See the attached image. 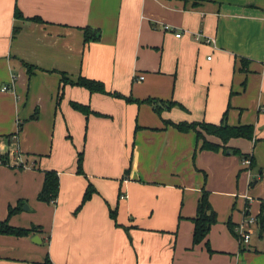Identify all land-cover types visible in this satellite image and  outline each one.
<instances>
[{
  "label": "crops",
  "instance_id": "1",
  "mask_svg": "<svg viewBox=\"0 0 264 264\" xmlns=\"http://www.w3.org/2000/svg\"><path fill=\"white\" fill-rule=\"evenodd\" d=\"M16 7L41 22L16 18ZM85 26L100 39L85 43ZM62 74L176 101L182 107L161 113L174 122L219 123L226 112L228 125L253 126L251 139L226 143L253 155V166L230 150H200L193 130L164 124L148 103L62 86ZM70 101L107 116L86 117ZM80 150L85 175L76 173ZM50 169L55 203L37 199ZM88 180L96 192L75 212ZM202 187L217 213L211 252L192 245ZM262 201L264 0H0V219L20 202L27 208L9 223L40 226L0 234V264H264L261 241L243 243L227 226L255 218ZM257 230L255 219L250 235Z\"/></svg>",
  "mask_w": 264,
  "mask_h": 264
},
{
  "label": "trees",
  "instance_id": "2",
  "mask_svg": "<svg viewBox=\"0 0 264 264\" xmlns=\"http://www.w3.org/2000/svg\"><path fill=\"white\" fill-rule=\"evenodd\" d=\"M14 15L16 18L20 19H28L32 21H40L41 19L37 16L33 17H24L22 12L16 7ZM18 28H15L13 32L16 34L18 32ZM100 39V31L98 29H93L89 26H85L83 28V40L84 42H90V41H98ZM27 67V71L29 74L32 73V67L29 64L24 63ZM61 85L70 84V85H76L83 87L87 89L89 92H98L107 94L116 98H121L124 101L128 103H148L152 106L153 111L158 114L161 117V113L163 110L170 109L173 106H180L182 105L176 101L169 100L164 101L159 98L155 97H147L145 99H137L132 97L131 95H124L118 91H108L105 88V85L102 81L92 78H87L83 75H79L76 79L71 80L69 77L65 76V74H62ZM58 95H57V105L59 101L62 98V87H59L58 89ZM70 106L74 109L85 115L86 117L90 114H94L97 116H107L105 114H102L100 112L94 111L91 109L90 105L80 103L77 101H70ZM162 118V117H161ZM162 121L166 125H171L177 130L181 132H186L189 130H193L196 134L197 141H200L199 149L200 150H211V151H217L219 149H222L224 151L230 150L231 153L239 155L243 157V159L248 158L250 163L249 167L253 166L254 163V157L251 154L243 153L240 149L231 148L226 146V143L229 139L234 137H242L246 139H251L253 136V126L249 124L244 125H236L231 126L228 125L226 122V112L223 114V117L219 123H211L206 121H178L174 122L169 119L162 118ZM138 128V126H136ZM205 135H212L216 136L221 140L220 143H215L210 140H208ZM67 138H70L69 135H67ZM130 172V169H126L124 172L123 177L126 178L128 176V173ZM76 173L85 175L83 171V151L80 150L77 152V158H76ZM204 175V181H206V174L203 172ZM122 178V179H124ZM202 192L201 195L197 201L196 204V214L192 218L193 222V232H192V245H197L199 243H204L207 250L211 252V248L209 245V242L207 240V235L210 231V228L213 224L217 222V213L212 208V205L209 200V192L205 190L204 187L201 188ZM96 192L95 187L93 184L88 180V184L86 186V189L84 191L82 200L79 204V206L76 208L75 212L78 211L82 205L89 200L92 195ZM59 193V176L57 171L50 169L44 171L43 174V181L41 189L39 190L37 194V199L46 203H55L57 196ZM121 194L118 195L120 197ZM22 203L17 202L15 206L9 205L8 207V216L5 219H0V234H6V235H13V236H28L32 233H35L39 230V225H30L29 227H21V226H13L9 223V218L12 214L19 212L22 209ZM116 213H117V207H114L113 209L109 208V216L111 219H113L115 225L117 224L116 221ZM255 219L257 223L260 225V229L264 228V201L260 204V210L258 214L255 216ZM228 229L231 233H233L235 236H237L238 239L239 236L234 230V225L229 219L227 221ZM129 227H124V229H128ZM49 261L48 256L45 257V263Z\"/></svg>",
  "mask_w": 264,
  "mask_h": 264
},
{
  "label": "built area",
  "instance_id": "3",
  "mask_svg": "<svg viewBox=\"0 0 264 264\" xmlns=\"http://www.w3.org/2000/svg\"><path fill=\"white\" fill-rule=\"evenodd\" d=\"M169 28H171L169 25H164V29L168 30ZM177 37L180 36V33H176L175 34ZM140 79H142L143 77L140 76ZM8 86H3V90L7 89ZM244 163L249 164L250 161L248 158L244 159ZM255 223V218L254 217H249L243 221H241L236 227H235V231L237 233V235L239 236L241 242L243 243H247L249 238H250V232H249V226L251 224Z\"/></svg>",
  "mask_w": 264,
  "mask_h": 264
},
{
  "label": "rangeland",
  "instance_id": "4",
  "mask_svg": "<svg viewBox=\"0 0 264 264\" xmlns=\"http://www.w3.org/2000/svg\"><path fill=\"white\" fill-rule=\"evenodd\" d=\"M25 206H26V205H24V204L21 206L23 210H24L25 208H27V207H25ZM254 226H255V225H254ZM254 226L252 227L253 230L256 228V227H254ZM250 237H251L250 240H251V243H252V244L258 246V245H257V242L260 240L262 246H264V233H263V235H260V236H259V230H257V231H252Z\"/></svg>",
  "mask_w": 264,
  "mask_h": 264
},
{
  "label": "water",
  "instance_id": "5",
  "mask_svg": "<svg viewBox=\"0 0 264 264\" xmlns=\"http://www.w3.org/2000/svg\"><path fill=\"white\" fill-rule=\"evenodd\" d=\"M35 238H37V236H33V239L32 240L35 241Z\"/></svg>",
  "mask_w": 264,
  "mask_h": 264
}]
</instances>
